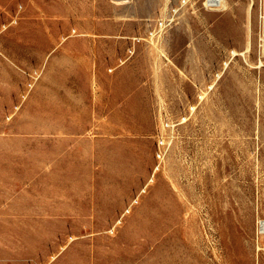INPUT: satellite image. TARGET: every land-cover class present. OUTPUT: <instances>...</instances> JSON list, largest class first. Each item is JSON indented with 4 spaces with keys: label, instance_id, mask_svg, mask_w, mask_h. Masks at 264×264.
I'll return each mask as SVG.
<instances>
[{
    "label": "rangeland",
    "instance_id": "rangeland-1",
    "mask_svg": "<svg viewBox=\"0 0 264 264\" xmlns=\"http://www.w3.org/2000/svg\"><path fill=\"white\" fill-rule=\"evenodd\" d=\"M206 1L0 0V264H264V0Z\"/></svg>",
    "mask_w": 264,
    "mask_h": 264
},
{
    "label": "bare ground",
    "instance_id": "bare-ground-1",
    "mask_svg": "<svg viewBox=\"0 0 264 264\" xmlns=\"http://www.w3.org/2000/svg\"><path fill=\"white\" fill-rule=\"evenodd\" d=\"M218 2L219 3V6H225V2H226V0H207L206 1V3H207V5H210V4H212L213 2ZM119 2V1H118ZM248 50V49H247ZM234 51H235V49H234ZM245 51V50H244ZM237 52H238V50H237ZM236 53V52H235ZM240 53V52H239ZM241 53H244V52H241ZM232 54H233V52H232ZM237 54V53H236ZM235 54V55H236ZM260 66H262L263 65V61H262V59H261V61H260ZM176 186V185H175ZM179 187V186H178ZM176 188V187H175ZM178 191V190H177Z\"/></svg>",
    "mask_w": 264,
    "mask_h": 264
},
{
    "label": "built area",
    "instance_id": "built-area-1",
    "mask_svg": "<svg viewBox=\"0 0 264 264\" xmlns=\"http://www.w3.org/2000/svg\"><path fill=\"white\" fill-rule=\"evenodd\" d=\"M117 1H120V0H117ZM211 7H218L219 6V3L218 2H213L212 4H210ZM259 227L261 229V231H264V220H260L259 221Z\"/></svg>",
    "mask_w": 264,
    "mask_h": 264
},
{
    "label": "crops",
    "instance_id": "crops-1",
    "mask_svg": "<svg viewBox=\"0 0 264 264\" xmlns=\"http://www.w3.org/2000/svg\"><path fill=\"white\" fill-rule=\"evenodd\" d=\"M263 41H264V37H263Z\"/></svg>",
    "mask_w": 264,
    "mask_h": 264
}]
</instances>
